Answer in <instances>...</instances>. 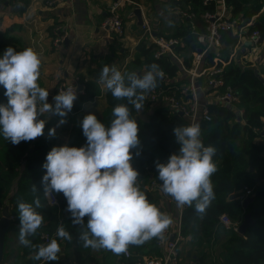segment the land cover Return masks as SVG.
<instances>
[{
    "label": "clouds",
    "instance_id": "1",
    "mask_svg": "<svg viewBox=\"0 0 264 264\" xmlns=\"http://www.w3.org/2000/svg\"><path fill=\"white\" fill-rule=\"evenodd\" d=\"M171 26V22H169ZM42 59L31 47L17 51L9 47L0 58V86L5 89L7 104H0V135L13 145L30 142L44 135L50 115L66 117L72 110L77 93L71 88L60 90L48 103L49 89L41 87ZM163 72L152 64L142 73H122L115 66L105 65L98 82L111 92L114 99L127 100L112 110L113 119L106 126L95 114L86 115L82 132L83 147H53L46 156L42 177L44 197L62 193L72 224L80 226L83 247L107 250L114 255L127 254L131 246H142L163 238L173 219L151 203L139 185L140 173L133 167V149L140 145V125L132 118L128 105L140 112L146 93L158 86ZM66 123L61 119L59 124ZM56 134V128L49 136ZM177 152L166 163H156L161 191L171 197L177 208L194 207L203 215L214 199L212 176L217 171L214 146H204L198 123L173 129ZM32 191L38 192L35 185ZM32 204L18 202L19 243L32 247L29 237L42 226L43 216L36 211L42 204L39 196ZM85 218L87 222L85 223ZM60 239H71L63 223L57 229ZM61 251L57 239L40 245L36 260L55 261Z\"/></svg>",
    "mask_w": 264,
    "mask_h": 264
},
{
    "label": "trees",
    "instance_id": "2",
    "mask_svg": "<svg viewBox=\"0 0 264 264\" xmlns=\"http://www.w3.org/2000/svg\"><path fill=\"white\" fill-rule=\"evenodd\" d=\"M179 3L185 5L188 12L195 16L189 20L188 28H181L176 33L165 36L182 39V45L177 47V51L182 55L183 51L191 53L196 50L198 46L197 34L206 31L203 14L207 11H214L215 2L204 4V0H182ZM263 3L264 0H226L231 20L236 21L239 28L246 26L252 17L256 16L248 27L247 34L259 31L261 34L260 43L264 39V11L261 12ZM237 41V35L232 32L224 33V47L219 51V56L228 60ZM9 47L17 51L25 48L21 39L12 36L9 32H0V58ZM230 49H232L231 52ZM154 53L155 45L153 43L141 41L136 47V54L131 60V64L138 69L137 73L148 70L152 64L158 65L165 79L158 78L157 90L179 86L188 81L185 78L186 80L177 82L176 77L183 74V69L175 58L170 55L155 58ZM215 56L214 51L208 54L207 58L210 63H213ZM234 61L232 60L225 67L223 78L240 96L239 106L245 109L243 120L240 121L239 115L227 105H208L211 120L200 121V138L204 146L216 148L213 160L217 165V171L212 176L215 195L203 215L197 214L194 207L187 206L184 209L181 218V234L184 239L189 238L193 245L200 248L204 243L211 247L213 241V244L217 245L216 236L223 232L224 242L218 244L217 251L213 255L215 264H264V183L262 182L264 179V143L260 141V138L264 137V79L254 70ZM184 63L187 68H190L191 57L185 56ZM199 84L202 86L207 83L202 78ZM95 91L96 85L87 86V95L74 103L72 111L81 110L83 103L91 100ZM4 93L5 89L0 86V104H7V97ZM105 94L109 106L102 114L96 116L108 126L113 119V108L117 104H127L128 102L127 100L114 99L107 89ZM177 95L180 96L179 90ZM146 100L147 98L144 101ZM128 107L131 110L132 118L137 119L140 125V145L137 149L132 150V164L140 173L138 182L141 190L145 192L151 203L159 207L157 194L147 190L145 186L152 178L161 182L158 179L156 163H166L170 155L178 151L179 145L176 142L173 129L176 126H187L189 122L183 115L174 112L165 104L151 109L145 118L139 116V112L132 105L129 104ZM2 141L0 207L4 209L9 206L10 215L14 216L13 225L20 226L18 202L30 203L35 208L34 201L39 196L42 207L37 208L36 211L43 216V223L36 235L29 239H35L40 244L42 232H57L58 227L63 223L65 229L71 234L74 254L80 264L94 261L90 249L83 247L79 239L82 228L72 224V217L66 210L67 201L63 194L57 193L60 207L49 206L44 197L41 181L46 170L43 168V164L52 149L46 138L39 137L18 145H13L5 139ZM67 145L73 147L86 145L82 129L70 137ZM3 184L8 185L6 193L3 191ZM32 185L37 187V193L32 191ZM252 187L255 188L252 196L254 200L249 203L247 209H244L238 196L245 188ZM248 212L252 214L255 223L248 228L245 235H240L233 229H226L219 220L220 215L226 213L234 222L241 223L245 213ZM86 222L87 218H85ZM149 245L151 246V244ZM152 250L153 255H160V251L156 247V239H153ZM109 255L114 254L109 251ZM115 257L117 255L113 256V258ZM136 259L135 257L134 260ZM52 264L62 263L57 260Z\"/></svg>",
    "mask_w": 264,
    "mask_h": 264
},
{
    "label": "crops",
    "instance_id": "3",
    "mask_svg": "<svg viewBox=\"0 0 264 264\" xmlns=\"http://www.w3.org/2000/svg\"><path fill=\"white\" fill-rule=\"evenodd\" d=\"M45 1L24 0L8 3L0 0V32H9L12 36L21 39L25 48L31 47L40 55L42 68L38 82L41 87L49 89L48 103L53 104V107L55 106L53 97L57 95L55 87L58 82L72 81L78 77L80 83L86 87L96 85L93 98L85 101L81 110L76 112L71 110L69 114L72 117L85 113H87L86 115H99L100 111L103 113L109 105L106 101V88L103 89L98 84L100 71L105 65H109L110 67L115 66L124 73L129 61L136 54L139 42H148V40L142 39L141 24L135 13L136 10L141 12L142 19L146 17L151 22L159 35L174 34L181 28H188L190 23V19L179 16L181 10H188L178 0H130L134 4L126 3L121 10L126 32L123 37H119L114 31L103 26L114 0H63L54 7H48ZM169 22H171V26H169ZM54 27H60L61 31L67 34V38L61 46L55 44L56 36L52 33ZM247 30L248 27H245L244 33L248 37ZM249 44L247 41L244 44L240 43L232 52L230 49V55H233L232 60L239 59L242 62L244 57H247L251 60L249 63L252 65L256 61H263V59H259L262 55L264 57V42L257 46ZM243 54L245 55L243 56ZM184 79V74H179L176 77L177 82ZM200 96L203 104L208 103L212 98V94L206 93L203 89L200 90ZM43 119H46L47 123L52 121L51 115L47 117V114ZM47 123L46 125H48ZM56 124L55 128L58 127ZM44 134L43 138L48 140L51 148L63 146L65 136L62 132L56 133L53 137L49 136V130ZM260 141L264 143V137L260 138ZM145 188L149 190L146 186ZM152 192L158 196L160 210L172 217L171 229L176 230L185 208H177L173 200L163 199L156 190ZM222 233L217 236L215 234L218 243L214 245L213 241L211 247L204 243L198 248L189 238L183 239L179 243L180 264H215L213 255L217 251L218 244L223 243L225 239ZM18 237L19 225H13L11 222L5 239L2 264H32L34 261L39 242L30 239L32 247H25L19 243ZM57 240L61 247L57 260L62 264H80L74 254L72 237L70 240L58 237ZM152 246L153 240L140 247L131 246L129 248L133 253L131 261H134L135 257L139 258L143 255L152 256ZM89 249L94 256V261H90L88 264H119L122 259V255L113 258L114 255H109L107 250Z\"/></svg>",
    "mask_w": 264,
    "mask_h": 264
},
{
    "label": "built area",
    "instance_id": "4",
    "mask_svg": "<svg viewBox=\"0 0 264 264\" xmlns=\"http://www.w3.org/2000/svg\"><path fill=\"white\" fill-rule=\"evenodd\" d=\"M8 3L22 2L24 0H3ZM63 0H46L48 7H54L61 3ZM182 1V0H178ZM215 2V10L207 11L203 14V19L206 23V31L204 33H198L196 37L197 48L191 52V67L187 68L184 63V57L177 51V47L182 45V39L173 36L159 35L155 31L151 22L144 17L141 24L142 39L148 40V43L155 45V58H162L170 55L175 58L183 69V74L187 78V82L183 85L169 87L168 89L156 88L147 93V101L150 103L160 102L168 105L174 112L183 115L190 124L200 123L201 120L210 121L211 115L209 113V104L227 105L233 108L234 112L239 115L243 120L245 109L240 107V96L237 94L232 85L227 84L223 78L225 67L232 61L233 55H230L228 60L219 56V51L223 48V34L226 32H232L237 35L238 41L234 48L239 46L240 43L247 42L251 46H257L260 43L261 34L259 31H254L250 35L245 36V27H249L256 16L252 17L250 22L239 28L236 21L231 20L229 15V8L226 4V0H204V4ZM134 4L130 0H114L109 8V13L106 16L103 26L108 27L114 31L119 37H123L126 32V26L124 19L121 15V10L125 4ZM264 11V3L261 12ZM182 18L192 19L193 13L188 11H180L179 14ZM52 33L56 36L55 44L61 46L67 38V34L61 31L60 27H54ZM215 52L216 56L213 59V63H210L207 56L210 52ZM204 78L206 85H200V80ZM101 88H105L100 84ZM71 88L77 93L76 103L81 97L87 95V87L80 83V78H75L72 81L63 80L58 82L55 87L56 94L58 95L60 90ZM203 89L206 93L212 94V98L208 103L203 104L200 100V90ZM179 90L180 96L177 95ZM103 91V90H102ZM161 104V105H162ZM151 172V170H148ZM264 183V179L262 180ZM162 183L152 178L146 187L151 191H158L163 199L172 200L171 197L165 195L161 191ZM255 188H245V190L239 194L238 198L240 203L243 204L248 197H252ZM47 199V198H46ZM47 203L52 207H60V199L57 193L53 192L50 199H47ZM185 206L184 208H186ZM1 208V207H0ZM182 208V209H184ZM10 221L14 220V216L9 217ZM220 222L226 229H233L239 234V226L241 223L234 222L232 218L223 213L219 217ZM57 232L49 233L42 232L40 236V245H46L52 239H57ZM174 234V238L171 236ZM181 234V221L177 224L176 230L169 227L163 235V238L156 239V247L160 251V255L152 256H140L134 261L133 253L128 250L127 254L122 255V259L119 264H180L181 255L179 249V243L183 240ZM39 245V246H40ZM52 261H45L43 259L36 260L32 264H51Z\"/></svg>",
    "mask_w": 264,
    "mask_h": 264
},
{
    "label": "rangeland",
    "instance_id": "5",
    "mask_svg": "<svg viewBox=\"0 0 264 264\" xmlns=\"http://www.w3.org/2000/svg\"><path fill=\"white\" fill-rule=\"evenodd\" d=\"M262 42H264V39H263ZM182 55L184 57L185 56L186 57H190L191 56L190 52L189 53H186L185 51L182 52ZM239 55L241 56V52H240ZM244 55L245 54H243V56ZM262 59H263V61H261V62L256 61V63H255V61H253V63H255L253 65L252 64L248 65L251 60L249 58H247V57H244V59H243L242 62L239 61V59L237 61L235 60L234 62H238L242 66L243 65L244 66H247L248 65L247 68H249L250 70H254L257 74H259L264 79V76H262V75H264V57H263V55L260 57L259 60H262ZM137 70L138 69L135 68L133 66V64H131V61H129L127 67L125 68L124 73L132 72V71L137 72ZM143 103H144V108L138 113V115L141 116V117H143V118H145L147 116V114L150 111V109H152L154 107H158V106H160L162 104L160 102H155V103L150 102L149 103L147 100L144 101ZM86 114L87 113L82 114L81 116L80 115H76V117H72V115H70L69 113L67 114L66 117H60V116L56 117L54 115H51V120L52 121H49V123H47L48 125L45 126L44 133H46L47 130L50 131L52 128H54L55 127V124L57 123L56 125L58 127L56 128V133L58 134V133L62 132V134L65 136V142L62 143V145L64 146L65 144H67V142L69 141V139H70L71 136L75 135L77 132L80 131V129H82L81 122H82L83 118L86 116ZM100 114H102L101 111H100ZM61 119L66 120V123L60 125L59 124V121ZM41 137H43V136H41ZM3 139L4 138L2 137V135H0V162H1V157H2V143H3L2 140ZM6 186H8V185L6 184ZM6 186L3 184V187H2L3 188V191H5V193H6ZM0 189H1V185H0ZM1 192H2V190H1ZM2 211H3V208H0V219L2 218Z\"/></svg>",
    "mask_w": 264,
    "mask_h": 264
},
{
    "label": "water",
    "instance_id": "6",
    "mask_svg": "<svg viewBox=\"0 0 264 264\" xmlns=\"http://www.w3.org/2000/svg\"><path fill=\"white\" fill-rule=\"evenodd\" d=\"M135 13L139 17L140 24H142L143 19L141 16V12L139 10H136ZM162 79H165L164 75L162 76ZM239 120L242 121V118L240 117ZM253 200H254V197H248L243 203V208L247 209L249 203L253 202ZM9 217H10V208L9 206H6L4 207L2 211V218L0 219V264H2L4 260L5 239H6V235L8 233L10 224H11ZM254 223L255 221L253 220L252 214L250 212L245 213L243 220L239 226V234L245 235L248 228L251 227ZM171 238L173 239L174 235H172Z\"/></svg>",
    "mask_w": 264,
    "mask_h": 264
}]
</instances>
